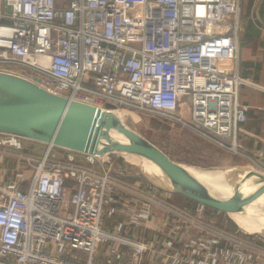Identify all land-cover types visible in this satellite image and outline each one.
Wrapping results in <instances>:
<instances>
[{
    "label": "built area",
    "instance_id": "2783aa9c",
    "mask_svg": "<svg viewBox=\"0 0 264 264\" xmlns=\"http://www.w3.org/2000/svg\"><path fill=\"white\" fill-rule=\"evenodd\" d=\"M241 10L242 0H0V73L69 100L158 118L241 156L249 110L240 92L251 85L239 74ZM7 146L23 148L20 137L0 133ZM53 148L26 160L35 170L28 189H0V255L16 264H113L95 259L109 241L135 257L148 252L103 228L117 185L105 157L62 149L68 157L60 161ZM54 250L79 251L88 262Z\"/></svg>",
    "mask_w": 264,
    "mask_h": 264
},
{
    "label": "rangeland",
    "instance_id": "374dc122",
    "mask_svg": "<svg viewBox=\"0 0 264 264\" xmlns=\"http://www.w3.org/2000/svg\"><path fill=\"white\" fill-rule=\"evenodd\" d=\"M243 13L242 6L241 17ZM28 77L30 80L34 78L32 74H29ZM101 106L102 109L106 108V106ZM114 119L152 142L177 165V169L188 168L209 173L228 169L234 172L244 171L246 168L264 173L263 156L255 158L244 151L241 152V156L228 153L189 131L172 128L167 122H162L158 118L127 112L114 115ZM108 136L115 141L122 138L120 132L111 129ZM21 142L23 147L21 150L9 146L0 147L1 150L5 148V151H0V189L2 186H11L13 187L10 188L11 190L14 188L28 189L34 178L35 170L27 166L26 160L31 158L40 161L46 157L49 151L48 147L46 149L44 145H40L39 148L31 145L36 144L31 140L21 138ZM52 152L57 155L60 161H65L68 157V153L62 149L53 148ZM104 157L105 162L112 166L111 179L119 186L112 185L111 191L117 190L120 193L122 191L127 197L132 196L139 200V195L142 192L129 183L132 181L131 178H139L145 181L149 180L155 185L158 183L166 192H172L168 181L157 173L147 161H141L135 152L123 151ZM83 161L84 159L79 162L80 165H83ZM101 169V167L96 168V171L100 172ZM9 177L10 179H7ZM12 178L14 180H11ZM124 179L126 181L124 184L118 182ZM4 180H10V185L3 184ZM196 182L194 181V183ZM257 184L262 186L260 183ZM72 189L73 186L70 185L66 190V197H69ZM263 192V190L250 191L247 195L242 194L246 197L240 196L241 194L240 197L232 196L234 199L228 197L215 206L200 205L178 195H174L173 199H163L164 197L157 196L156 198L152 197L151 200H148L150 196L147 195L143 198L144 204H138L139 210L143 207L145 215H136L137 218L133 216L130 219L133 224L131 229L124 228V230L127 232L129 240L143 246L147 245L150 256L176 253L177 256L172 259L175 264H264V232L257 233L258 230H255V233L248 232L247 228L249 227H245L246 223L244 222L249 220L251 223L264 226ZM241 197L245 200H242ZM228 200H231V209L227 206ZM156 201L161 205L155 204ZM190 209L192 212L188 211ZM184 215L187 216L186 222ZM165 216L170 221L166 220ZM164 220L169 228L163 229V233H158L157 230L161 224L163 225ZM113 223L115 222L113 221ZM164 239L171 240L161 242ZM159 245L165 246V250ZM176 246H178L177 250ZM130 251L134 255V251L131 249ZM54 253L67 260L75 258L70 255L63 256L58 250H54ZM185 256L188 258L185 259ZM88 257L83 254L77 259L85 263L88 262ZM117 263L121 264V261L119 260ZM0 264H16V262L0 255Z\"/></svg>",
    "mask_w": 264,
    "mask_h": 264
},
{
    "label": "water",
    "instance_id": "95a60500",
    "mask_svg": "<svg viewBox=\"0 0 264 264\" xmlns=\"http://www.w3.org/2000/svg\"><path fill=\"white\" fill-rule=\"evenodd\" d=\"M260 20V16H258ZM101 108L53 94L27 79L0 73V133L72 152L103 157L123 151L144 154L174 188V194L204 206H215L238 194L250 180L264 183V176L244 168L241 182L231 192L190 188L174 164L152 142L129 127L118 126L128 143L112 140L108 133L117 126L114 108ZM236 171V170H235ZM237 172V171H236Z\"/></svg>",
    "mask_w": 264,
    "mask_h": 264
},
{
    "label": "crops",
    "instance_id": "0c3cea01",
    "mask_svg": "<svg viewBox=\"0 0 264 264\" xmlns=\"http://www.w3.org/2000/svg\"><path fill=\"white\" fill-rule=\"evenodd\" d=\"M242 6L244 13L242 17L240 16L239 74L241 78L248 80L251 85L242 87L240 92V103L246 106L249 111L248 121L240 129L239 139L242 150L245 153L249 156L259 158L261 155L264 157V0H244ZM258 16H260V20ZM32 142L36 144L31 145L37 148L41 147L40 145H44L46 149L47 147L49 149V146L46 144L35 141ZM0 151H5V148L4 150L0 149ZM7 179H10V177ZM131 179L132 181L129 183L142 192V194L139 195V200L132 196L127 197L122 191L121 193L117 192V190H115V192H113V190L111 191L112 187L115 186L113 185L110 189L111 192L109 191L108 193L107 203L104 209L103 228L124 238L128 237L124 228L130 230L133 225L130 219L133 216L137 218L136 215H145L143 207L139 210L138 206V204H144V197L147 195H155L154 197L158 196L160 198L164 197L163 199H173V196L176 195L171 192H166L158 183H156V186L149 180L145 181L139 178ZM11 180H14V178ZM118 182L124 184L126 181L124 179ZM3 184L10 185V180H4ZM117 187L119 186L117 185ZM188 211L192 212L191 209ZM165 219L170 221L166 216ZM113 221L115 223H113ZM244 222L246 223L245 227H249L247 228L248 232L255 233V230H258L257 233L264 232V226L261 227L259 224L251 223L249 220H245ZM167 228L169 227L165 224L164 220L163 225L161 224L157 232L163 233V229ZM170 240L171 239H164L161 242H169ZM160 248L165 250V246H160ZM171 249L174 250V248ZM177 249L178 246H176V250ZM96 253L97 256H95V259L97 261L106 262L109 260L112 261L113 264H120L117 263L119 260L123 264H175L172 259L177 256L176 253H161L159 255L150 256L148 252H146L141 256L135 257L129 248L120 247L119 250H117L116 245L111 241L99 244ZM123 253L125 254L124 256L122 255ZM81 255H83V253L75 251L70 254L71 257H75L73 259H77L81 257ZM186 258H188V256H185V259Z\"/></svg>",
    "mask_w": 264,
    "mask_h": 264
},
{
    "label": "bare ground",
    "instance_id": "6f19581e",
    "mask_svg": "<svg viewBox=\"0 0 264 264\" xmlns=\"http://www.w3.org/2000/svg\"><path fill=\"white\" fill-rule=\"evenodd\" d=\"M118 113H125L126 114L127 111H123V112H111V115H113V118H114V115H116ZM114 121L116 122L115 124L117 126H115L113 128H110V129L111 130H116L117 132H119L118 126H122L124 124H122L119 121H116L115 119H114ZM118 141L121 142V143H123V144H127L128 143L127 138L125 136H123V135H122V138L121 139L119 138ZM125 152H128V151H125ZM132 152H135V154L137 155V157H139V159H141V161H143V162L144 161H147L148 164H151L153 166V168L155 169V171H157V173H159L162 177H164L162 175V173L159 171V169L149 160L148 157H146L144 154H142L140 152H137V151H132ZM177 170L180 173V175L183 177V179L186 182V184H187L188 187H190V188H198V189L199 188H201V189H207V190H209L211 192H214V191L231 192V190H233L241 182V180H242V178H243V176L245 174V171H237V172H234L231 169L224 170V171H213V172H209V173H203V172H200V171H197V170H194V169H188V168L187 169L179 168ZM250 171L256 172L255 170H251V169H250ZM256 173L264 176V173H261V172H256ZM194 181H197V182L194 183ZM204 182H205V184H204ZM256 182L257 183H260L262 186H264V183H262L261 181H259L257 178H253L236 195L238 197H240V196L246 197L245 195H247L248 192H250V191H258V190H263L264 191V187L258 185ZM171 191H174V188L172 186H171ZM242 194H245V195H242ZM236 195H234V196L237 197ZM241 199H242V197H241ZM242 200H245V199H242ZM230 201L229 200L227 201V206L229 208L231 207ZM246 202H248V201H246ZM232 216H234V215H232Z\"/></svg>",
    "mask_w": 264,
    "mask_h": 264
},
{
    "label": "trees",
    "instance_id": "16d2710c",
    "mask_svg": "<svg viewBox=\"0 0 264 264\" xmlns=\"http://www.w3.org/2000/svg\"><path fill=\"white\" fill-rule=\"evenodd\" d=\"M209 206H211V205H209Z\"/></svg>",
    "mask_w": 264,
    "mask_h": 264
}]
</instances>
